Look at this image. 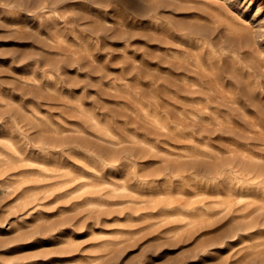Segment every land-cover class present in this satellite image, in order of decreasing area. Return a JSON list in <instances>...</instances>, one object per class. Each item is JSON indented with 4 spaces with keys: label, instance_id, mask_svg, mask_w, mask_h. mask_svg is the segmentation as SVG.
Wrapping results in <instances>:
<instances>
[{
    "label": "rangeland",
    "instance_id": "1",
    "mask_svg": "<svg viewBox=\"0 0 264 264\" xmlns=\"http://www.w3.org/2000/svg\"><path fill=\"white\" fill-rule=\"evenodd\" d=\"M254 25L223 0H0V264H264L252 197L192 166L249 152L217 129L264 103Z\"/></svg>",
    "mask_w": 264,
    "mask_h": 264
},
{
    "label": "bare ground",
    "instance_id": "2",
    "mask_svg": "<svg viewBox=\"0 0 264 264\" xmlns=\"http://www.w3.org/2000/svg\"><path fill=\"white\" fill-rule=\"evenodd\" d=\"M241 1L242 0H223V6L225 5V7H227V10H229L233 13H237L240 16L244 17L245 20H249V21L255 23L254 28H248V31L245 32V38L247 40H250V43L254 42V43L258 44L261 48L260 53L262 54V56H264V15H261V13H264V12L257 9L254 13H252L253 9L251 10L249 8L250 4L247 3L246 5H244L245 6V8H244L241 5ZM259 6L262 7L260 5V3H259ZM38 7L41 8V7H44V5H42V4L38 5L36 8H38ZM231 38H232L231 36L228 37L227 42L225 44L228 45V40H230ZM200 90H201V93L203 91H206L204 89H203V91H202V89H200ZM208 91H210V89ZM198 92H199V90H198ZM204 93H206V92H204ZM216 97L218 99H220L219 102L222 101L220 96L219 97L216 96ZM216 97L213 98L214 101H215ZM218 99L215 101L216 103H219V102H217ZM223 103L225 105L227 104L229 106V104H228L229 102L225 103L224 100L221 102V104L220 103L219 104L224 105ZM190 105H192V103ZM190 105H189V107H193ZM234 106L236 107V105H234ZM234 106H232V107H234ZM254 107L257 110V112L259 113V117L253 116V118L251 120H249L250 122L247 124H246V122H248V120L245 122L242 119L243 124H246V126L249 124L248 125L249 126V134H247L248 133L247 132L246 133L247 135L246 134L244 135L242 133V129L239 130L238 129L239 127H237V129H236L235 128L236 126L235 127L230 126L226 129L225 128L223 129L222 127H225L226 125L224 126V124H222L223 126L221 125V127H220L218 125L219 128L217 127L218 128L217 130H220V128H221L220 131H222V132L227 131V132L231 133L232 135H234L233 137L238 136V138H239V136H240L241 137L240 139L242 140V142H243V139H245V141H247V143L249 144V152L247 154H243L242 152H240L241 150H238L233 156H227V157L221 156L222 158L217 157L215 160L211 159L212 161L204 160L203 158H202V160L201 159H199L198 161L195 160V162L192 163L193 164L192 166H194L196 169L205 168V169L210 170L211 172L215 173L216 175L219 174V172L224 173L226 170H228L230 168V170L234 173L235 183H236V192L237 191L243 192V189H244L245 191H247L248 196L252 197L251 201L248 200L245 203H243V200H241V199L239 200V198H243L244 193H242V194L236 193V195H237L236 198H238L237 202L240 204L243 203L242 208H244L246 210V211H243V213L245 212L244 213L245 218L249 217L246 220V222L250 226H259V225H264V103H260L258 105L256 103V104H254ZM202 109L203 108H201V111H202ZM230 109H231V107H230ZM196 111H197V109H196ZM198 112H200V110ZM204 112H205V110H204ZM185 118L187 120V117H185ZM203 118H204V116H203ZM193 119H194V114L189 115L188 116V123L187 122L186 123L188 124L189 128L195 129L196 134H198V133L199 134H204V133H207V134L212 133L213 134L214 132L217 131L216 126H214L212 129L214 132H212V130H209L210 128H212V126L208 128V126H206V124H205V126H203V124H200V123H197V125L199 124L197 126L193 122ZM242 120H240L241 124H242ZM186 123H185V125H186ZM188 127H186V128H188ZM214 128H215V130H214ZM247 129L248 128L246 127V130ZM62 138H58L56 140L58 141L59 139H61V141H63ZM198 138L200 139L201 137H198ZM63 139H65V138H63ZM56 140H53V141H56ZM76 140H77V138H76ZM65 141L66 140L63 141L64 143L60 142V141H59V143L58 142L57 143L60 145H63L65 143H67ZM72 141H74V140H72ZM82 141L84 142L85 139L81 140V142ZM86 141L84 143H86ZM194 141H195V139H194ZM239 142L240 141H238V143ZM244 143H246V142H244ZM231 152L233 153V151H231ZM245 152H247V151H245ZM221 173H220V175H221ZM234 193H235V191H234ZM64 223H66V222H64ZM54 227L55 226L46 227L44 229L51 230Z\"/></svg>",
    "mask_w": 264,
    "mask_h": 264
},
{
    "label": "snow or ice",
    "instance_id": "3",
    "mask_svg": "<svg viewBox=\"0 0 264 264\" xmlns=\"http://www.w3.org/2000/svg\"><path fill=\"white\" fill-rule=\"evenodd\" d=\"M247 2L252 3V2H254V0H247ZM130 6H132V5H130ZM261 15H264V13H261ZM0 128H2V125H0Z\"/></svg>",
    "mask_w": 264,
    "mask_h": 264
}]
</instances>
